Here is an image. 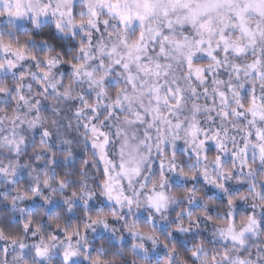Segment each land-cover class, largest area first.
<instances>
[{
	"label": "snow or ice",
	"instance_id": "6c2138e0",
	"mask_svg": "<svg viewBox=\"0 0 264 264\" xmlns=\"http://www.w3.org/2000/svg\"><path fill=\"white\" fill-rule=\"evenodd\" d=\"M0 264H264V0H0Z\"/></svg>",
	"mask_w": 264,
	"mask_h": 264
}]
</instances>
